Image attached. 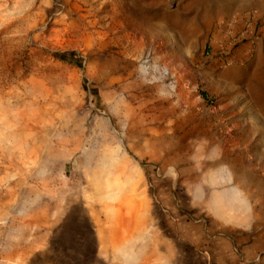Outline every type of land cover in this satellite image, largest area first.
<instances>
[{
    "label": "rangeland",
    "instance_id": "rangeland-1",
    "mask_svg": "<svg viewBox=\"0 0 264 264\" xmlns=\"http://www.w3.org/2000/svg\"><path fill=\"white\" fill-rule=\"evenodd\" d=\"M0 264H264V0H0Z\"/></svg>",
    "mask_w": 264,
    "mask_h": 264
},
{
    "label": "crops",
    "instance_id": "crops-1",
    "mask_svg": "<svg viewBox=\"0 0 264 264\" xmlns=\"http://www.w3.org/2000/svg\"><path fill=\"white\" fill-rule=\"evenodd\" d=\"M153 129H155L156 131H158L159 132V130H160V127H156V128H153ZM258 155L259 154H256V156L258 157ZM153 157V159H154V161H156V163H159V160L161 159V157L159 158V156L158 155H154V156H152ZM234 195H235V193L234 192H232ZM246 205V204H245ZM243 210H244V213L245 212H247V215H246V213L244 214V216L246 217L245 218V220L242 222V225H249V226H251V224H253V226L255 227L256 226V224H254V223H252V221L254 220V218H255V214H251L248 210V206L247 207H245V208H243ZM250 214H251V217H252V219H250ZM123 226V224H122V221L121 220H118V224H115L114 226H113V228H112V230H111V233H109V235L108 236H102V237H100V238H98V241H99V243H98V251H100V253H103V252H106V251H108V249H110L111 248V244H109V243H107L109 240V242H111V240H112V238L113 237H115L116 239H120L121 241H122V237H123V230L121 229V227Z\"/></svg>",
    "mask_w": 264,
    "mask_h": 264
}]
</instances>
